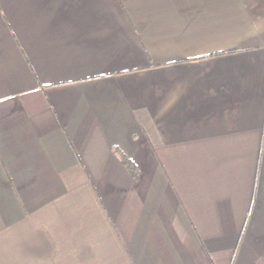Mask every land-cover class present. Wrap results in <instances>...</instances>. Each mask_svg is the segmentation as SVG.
Segmentation results:
<instances>
[{
  "label": "crops",
  "instance_id": "obj_1",
  "mask_svg": "<svg viewBox=\"0 0 264 264\" xmlns=\"http://www.w3.org/2000/svg\"><path fill=\"white\" fill-rule=\"evenodd\" d=\"M0 264H264V0H0Z\"/></svg>",
  "mask_w": 264,
  "mask_h": 264
},
{
  "label": "trees",
  "instance_id": "obj_2",
  "mask_svg": "<svg viewBox=\"0 0 264 264\" xmlns=\"http://www.w3.org/2000/svg\"><path fill=\"white\" fill-rule=\"evenodd\" d=\"M123 160V163L129 168V170H134L135 169V166L133 165V163L128 159L126 158L125 156L122 158Z\"/></svg>",
  "mask_w": 264,
  "mask_h": 264
}]
</instances>
